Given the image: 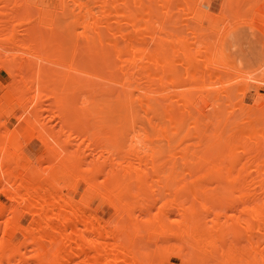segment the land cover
<instances>
[{"label":"bare ground","instance_id":"bare-ground-1","mask_svg":"<svg viewBox=\"0 0 264 264\" xmlns=\"http://www.w3.org/2000/svg\"><path fill=\"white\" fill-rule=\"evenodd\" d=\"M234 1L232 5L238 6L243 2ZM262 1L251 5V9L264 11ZM224 2L228 7L227 0ZM48 3L38 6L37 0H0V45L2 42L13 45L7 51L3 49L6 52L0 57V68L13 76L11 82L17 72L22 75L28 69L23 63L6 65L15 64V60L34 58L62 64L58 60L66 55L76 73L80 64L91 70L100 67L96 74L99 85L97 81L92 83L94 87L90 86L88 91L100 92L97 96L101 100H92V106L88 102L87 114L88 121H103L104 125L100 123L103 131L100 130V137L92 131L93 136L85 138V145L84 137L77 143L73 141L74 147L70 145L69 149L72 142L67 135L59 134L64 136L61 139L57 134L61 140L56 138L53 143L48 139L53 130L50 124L49 128L47 123V128L42 124V130L35 125L32 129L33 122H45L44 114L49 109L44 106L47 100L41 101L42 93L38 91L35 95L37 88L42 92L47 89L44 97L52 98L58 107L59 112L54 109L57 114L54 111L46 120L73 111L68 121L83 122L81 113L75 112L79 103L72 100L68 104L64 94L69 87L65 85L69 80L65 79H70L66 75L62 78L65 84L57 80L65 85L64 91L63 86L59 88L54 83L56 80L46 83L41 77L32 80L37 83L36 89L33 82L30 85L31 80L27 83L29 80L22 76H18L19 80L15 78V86L13 82L5 83L12 95H18L14 98L20 106L25 102L24 93L29 91L32 100L26 102L32 103L36 97L40 106L45 107L38 106L46 111L41 120L40 109L37 107L36 111L34 103L31 116L26 114L23 118L25 107H20L24 111L18 120L33 121L30 131L27 130L29 136L39 129L44 150L37 156L48 165L46 168L39 163L34 165L28 157L21 165L23 154L17 150L15 138L18 133L10 136L5 131L0 135V192L9 201V204L0 201V264H171V255L180 259L179 264H264V254L260 252L264 249V103L259 100L262 96L257 88L251 102H245L247 88L236 85L238 88L233 89L229 72L225 73L229 80H224L223 72L229 64L221 44L215 49L214 41L211 47L207 38L212 28L193 19L196 6L203 7L204 16L211 21L215 16L225 19L228 16L221 9L213 12L208 0H49ZM224 5L220 8L225 9ZM237 5L235 10L231 6L226 8L237 15L241 6ZM181 11L187 13L191 23L190 28H184L186 31L181 30L183 33L175 30L176 23H180L176 13ZM235 15L233 22L238 19ZM227 21L233 25L230 18ZM245 22L264 30V22L253 19ZM19 33L31 38V42H16ZM66 47L69 54H65ZM10 50L24 54H13ZM83 74L89 78L87 73ZM51 76L47 75V80ZM71 77L74 78L72 74ZM71 84L72 93L80 82ZM232 89L241 93L234 103ZM30 90L34 92L32 96ZM236 93L232 92L233 99L239 97ZM78 107L82 108L81 104ZM111 121H124L126 124L122 126L126 127L118 129L121 122L116 126ZM55 130V134L63 132ZM94 143L97 152L89 146ZM53 167L73 178L70 187L49 174ZM27 170L30 172L26 173ZM38 175L47 178L48 183L36 179ZM153 179L160 180L157 188L163 182L161 188L166 189L154 190ZM162 179L165 180L161 182ZM79 182L86 186L74 200L64 189L76 190ZM96 193L113 210L107 221L89 206ZM26 215L29 220L23 224Z\"/></svg>","mask_w":264,"mask_h":264},{"label":"rangeland","instance_id":"rangeland-1","mask_svg":"<svg viewBox=\"0 0 264 264\" xmlns=\"http://www.w3.org/2000/svg\"><path fill=\"white\" fill-rule=\"evenodd\" d=\"M208 1H210V4H211V10L214 12L215 11V13H218L219 11L218 10H220L221 9V12H223L226 16H228L227 17V19H225V17H221V16H215V18L214 19H212V21L211 20H209V19H206L207 17H205L204 16V14H206V10L203 8V7H201V6H196L195 7V9H194V16H193V19L194 20H200V22H202V25L204 26V27H210V28H212V29H210L211 31H210V38L212 37L213 39H212V41L210 40V38H209V36H208V38H207V41H209V44H211V47H212V45H213V43H215L214 41H216L217 43H215L214 45L216 46V48L215 49H218L219 47H220V44H221V48H222V50H223V52H224V54H225V58L227 59V62H228V64H229V66L228 67H226V70L227 71H224L223 72V77H225V79L224 80H227L228 79V77H230L231 79V81H229V82H232V83H230L231 85H232V88L233 89H237L238 87L237 86H239V88L242 86H245L247 89H245V91L244 92H246L247 90H248V92H246V94L243 96V98H244V101L245 102H248V103H250L251 101H250V99H251V97H253V93H255V91H256V89L258 88L259 90H258V94H260L261 93V96H262V98H264V30H262L260 27H258L257 25H255L254 23H250V22H245V21H248V20H250V19H253V20H256V21H258V22H264V11H260V10H256V9H251V7L253 6V4L254 3H258V0L256 1V0H243V2H241L242 4H240L239 3V6H240V8H239V10H238V13H237V15H235L234 14V12H232V10L230 11V10H227V8H229L230 9V6L232 5V1H234V0H232V1H230V3H228L229 1L227 0V5L229 4V6L227 7V6H225L224 4H223V2L225 1L226 2V0H208ZM222 1V2H221ZM260 1V0H259ZM262 1V0H261ZM49 2V0H37V4H38V6H48V3ZM224 2V3H225ZM234 2H239V0H237V1H234ZM233 2V3H234ZM248 4H247V3ZM222 3V4H221ZM246 3V4H245ZM251 3V4H250ZM262 3H264V1H262ZM236 4V3H235ZM243 4H245V5H243ZM222 5H224L223 7H225V9L223 10L222 8H220ZM237 5V4H236ZM236 5H232L231 7H233L234 9L233 10H235L236 9ZM247 5H250V6H247ZM252 5V6H251ZM238 5H237V7H239ZM227 7V8H226ZM250 7V8H249ZM180 13L182 14V16L180 15ZM186 13V12H185ZM184 12L182 13V11L181 12H178V13H176V15L177 16H180V18H178V19H180V23H176V24H178V25H175V27L176 26H178V29H176L175 27V30H178V32H180L182 29L184 30V31H186L185 29H188V28H190L191 27V23H190V19H189V17L185 14ZM234 15L235 16H237L238 17V19L235 21V22H233L235 19H234ZM187 16V17H186ZM181 17H186V18H184V20H183V18H182V20H181ZM175 18H177V17H175ZM230 18V21H231V19L233 18V20L231 21V22H233V25H232V23L230 24V22L229 21H227L228 19ZM187 20H189L188 22H186ZM184 23V24H182V22ZM186 22V23H185ZM188 23V24H187ZM180 24V25H179ZM184 25V27L182 26V25ZM228 25V27H226L227 25ZM189 25V26H188ZM232 25V26H231ZM170 26L172 27V25L171 24H169V28H170ZM223 26H225V27H223ZM180 27H181V29H180ZM183 27V28H182ZM186 27V28H185ZM174 28L172 29V30H174ZM185 28V29H184ZM180 29V30H179ZM222 29V30H221ZM231 29V30H230ZM170 30H171V28H170ZM182 30V31H183ZM223 31V35H222V32L221 31ZM42 31H45L44 33H47L48 32V30H46V29H42ZM181 31V32H182ZM220 31V33L218 34V32ZM230 31V32H229ZM212 32V33H211ZM214 32V33H213ZM183 33V32H182ZM217 33V34H216ZM213 34H214V36H218V38L217 37H214L213 36ZM216 34V35H215ZM221 38V39H220ZM237 40H242V41H244L245 42V45H246V48H242L243 50H245V51H242L241 52V54H245V55H248V56H250V55H254V57L256 58L255 59V61H254V63H252V64H254V65H251V67H241L242 65H240V63H232L231 61H230V57L229 56H227V54H226V52H227V50L229 49V47L230 46H232V44L233 43H235V41H236V39ZM215 39V40H214ZM235 40V41H232V40ZM15 40H17L16 42H22V43H26V44H29V42H31V38H27L26 36H24V34L23 33H19L18 35H17V37H16V39ZM49 41H52V40H49ZM62 41H65V40H62ZM62 41H60V42H62ZM67 44L66 45H70V42L67 40ZM220 42V43H219ZM59 42H57V44H58ZM5 43H1V45H0V57H2V56H4V52H6L7 50H9L10 49V47L12 48V46L10 45V44H6V45H9V46H7L6 47V45H4ZM217 44V45H216ZM213 45V46H214ZM5 46V47H4ZM53 46H57L56 44H53ZM7 48V49H6ZM3 49H5V50H3ZM33 49H34V47H33ZM69 49H68V47H66V49H65V54H69L68 52H66V51H68ZM10 51H12L11 53H13V54H24L23 52H21V51H19V50H10ZM28 56V55H27ZM240 56V55H239ZM65 58L64 59H62V60H58V61H61V63L62 64H60V62H57V61H54L53 60V62H54V65L52 64L53 62H51V64H50V62H48V61H52V60H44V59H27V60H21V62H20V60L19 61H16L15 60V64H12V63H8V64H6V65H8V66H14V65H19L20 63H23V67H25L24 65H26V67L28 68L27 70H25V72L23 71V73L21 72V74L22 75H18L15 71H14V73H16V75H15V78H17L18 80L19 79H21L20 77L18 78V76H22L23 77V79H28L29 80V82L27 81V83H30V80H31V83H30V85L32 84V80H34V81H36V80H40V77H41V81H44V82H46V83H49V82H54V80H56L54 83L55 84H59L58 85V87L60 88H62V84H65V81L62 79L63 78V76H64V79H65V75H66V77H69L70 79H68V78H66L65 80H66V82H67V80H69V82H67L65 85H67V86H69L68 88H67V86H66V88L67 89H65V85L63 86V91H64V89H65V91H64V94L66 93V99L68 98V104H70L71 103V101L72 100H74V102H76L77 104L79 103V104H81V106H82V108H80V107H78V105H76L75 103V105H76V109H75V112H77V114L79 113H81V116H82V118H83V122L81 121H78V122H76V123H73L74 121H68L71 117H72V114L74 113L73 111V113L71 114L69 111L68 112H66L62 117H60V118H58L57 116H53L51 119H50V121L49 120H46L55 110L57 111V112H59L58 111V107L54 104V100L52 99V98H49V97H44V95H45V93H47V89L46 90H43V92L41 91V89L39 88H37V90L36 91H34L35 92V95H36V93H38V91H39V93L41 94L42 93V97L44 98H41V101H43L44 103L46 102V100H47V102H46V105H44L45 107H48L49 109L47 110V113H48V111L50 112V113H45L44 114V112H46V111H44L45 109H43V110H41L38 106H40V104L41 103H39V102H41L40 100H39V102L36 100V97H35V99L32 101V103H30V101H29V104H28V102H26L27 101V99H29V100H32V98H30V95H29V91H26L25 93H24V96L25 97H23L24 98V101L28 104V108H27V106H26V103L25 102H23L22 104H23V106H20V104L16 101V99L14 98L15 96H18V95H12L10 92H9V88L7 87L8 85H6L5 83H8L9 85H10V83L11 82H13L12 83V85L13 86H15L16 84H14V83H17L16 81V79H15V81H14V79H12V81L10 82V78H12L11 77V75H8L7 73H6V71L4 70V68H0V114L2 115H0V135L2 136V133L4 134V133H6L5 131H7V134H9L10 136H15L16 135V133H18L17 135L19 136V137H21V138H18V136H15V138H16V144H17V146H19V147H17L16 145H14L13 146V148L16 146V148H17V150H19V151H21V154H23V156L21 157V159L19 160V163L21 162V160H22V162H21V165L23 164V162H25L26 163V159H27V157H28V159H30L31 161H32V163L34 164V165H37L38 163L39 164H41V166H42V168H46L47 167V165H48V163L47 162H45V160L44 159H42L43 157L42 156H40L41 157V159H42V162H41V160H39V154H42L43 153V151L40 153V151L43 149L44 150V144L42 143V141L39 139V137H38V133L37 132H39L38 130L40 129V130H42L41 128H42V124L44 125V127H46L47 126V124H48V128H49V124H50V130H52V128H53V130H55V132L58 130V131H63L62 133H59L58 131V133H54V131L52 130V132H51V136H49V138L48 139H50V141L53 143V140L54 139H59V137H61V136H63V135H67L69 138H70V141L72 142V143H70V144H68L69 145V149H71V148H73L74 147V145H72L73 144V141H74V143L76 142L77 143V141L78 140H82L83 139V137H84V139L85 138H88V137H90V135H91V137L93 136V134L96 132L97 133V135L99 134V133H102V131H103V121H100V123L102 122V124H100L98 121H88L89 119V116H88V112H89V108H90V105L92 106V100H97L96 102H98L99 101V99L101 100V96H97V94H99L98 93V91H95L94 93H92V94H90L89 92L90 91H88L89 90V88H90V86H92V85H94L95 84V82L98 84V82H100V80H99V77L97 78V75L96 74H98L99 72V70L101 69L100 67H99V69H96V67L95 68H93V70H91V69H88L87 67H85L84 65H82V64H80L81 66H79V69L80 70H78V72L76 73V71H74V70H72V68H71V66H70V62H71V60L70 59H68V57L66 58V55L64 56ZM230 58V59H229ZM68 59V60H67ZM36 60V61H35ZM64 60V61H63ZM65 60H67V62L65 61ZM232 60V59H231ZM22 61H24V62H22ZM32 61H34L33 63H36L37 65L35 66V64H33V63H31ZM43 61V62H42ZM45 61V62H44ZM70 61V62H69ZM26 62H30V63H27L26 64ZM48 62V63H47ZM66 64H65V63ZM78 62V61H77ZM25 63V64H24ZM46 63V64H45ZM56 63H57V66H58V69H56L57 67H56ZM58 63L60 64V65H58ZM251 63H249V64H251ZM29 64H31L30 65V67L31 68H29ZM34 65V67H33V65ZM45 64V65H44ZM63 64L64 65H67V67L66 66H63ZM40 65H42V66H40ZM44 66H46L47 68H45ZM49 66V67H48ZM52 66H54V67H52ZM60 66V67H59ZM69 66V67H68ZM25 67V68H26ZM35 67H36V70H35ZM64 67V68H63ZM84 67V68H83ZM234 67H235V69H234ZM38 68H40V69H42V70H40V69H38ZM49 68H53V70H49ZM65 68H67V69H65ZM84 69V71H82L83 69ZM98 68V67H97ZM233 68V69H232ZM56 69V70H55ZM65 69V70H64ZM87 69V70H86ZM43 70H45V71H48V72H46L45 73V71H44V73L46 74V76H45V74L43 73ZM59 72H58V71ZM69 71V72H71V73H69L68 72V74L70 75H68V74H66L67 73V71ZM86 70V71H85ZM230 70V71H229ZM231 70H233V72L231 71ZM32 71V72H31ZM54 71H55V75H54ZM64 73H63V72ZM80 71L82 72V73H80ZM88 71H89V73H88ZM50 72V73H49ZM53 72V74H51ZM93 72H96V73H93ZM226 72H229L228 73V77H227V74L225 75V73ZM230 72H231V74H230ZM37 74V75H35V74ZM40 73H42L41 75H40ZM60 74V73H62L61 74V77H59V75H56V74ZM78 73H79V75H78ZM83 73H87L88 75H89V78H88V76H86V74L84 75ZM19 74H20V72H19ZM34 74V77L35 78H32L31 77V75H33ZM44 74V75H43ZM52 76H51V75ZM71 74H72V76H74V78L73 77H71ZM75 74H77L76 76H75ZM82 74V75H81ZM93 74H95L96 75V78L95 77H93V76H95V75H93ZM239 74V75H238ZM27 75V76H26ZM43 75V76H42ZM47 75H48V77H50L51 76V78H48V80H47ZM90 75H92L91 77H90ZM101 75V71H100V74H99V76ZM239 77H238V76ZM242 75V76H241ZM24 76H26V77H24ZM28 76H30V79L29 78H27ZM39 76V77H38ZM84 77L83 79L81 78L80 79V77ZM87 78H86V77ZM43 77H45L46 79V81L44 80V78ZM58 77V78H57ZM76 77V78H75ZM93 77V78H92ZM39 78V79H38ZM73 78V81L75 82V81H79L80 82V85L78 86V88H82L81 90L83 91H80V90H78V88L76 89V90H78L77 92H76V90H75V92L74 91H72V93L70 92L71 91V87H72V84L70 85V83L72 82V83H74L71 79ZM78 78V79H77ZM91 78V79H90ZM95 78V79H94ZM234 78H236V79H234ZM52 80V81H51ZM57 80H60V81H62V84L61 83H59L60 81H57ZM71 80V81H70ZM84 80V81H83ZM99 80V81H98ZM229 80V79H228ZM236 80V81H235ZM10 83H9V82ZM48 81V82H47ZM87 81V82H86ZM89 81V82H88ZM19 82V81H18ZM58 82V83H57ZM83 82H85L84 84H83ZM34 83V87H35V89H36V84L37 83H35V82H33ZM92 83H94V84H92ZM6 86H5V85ZM21 83L19 82L18 83V85H20ZM23 84V83H22ZM60 84H61V86H60ZM82 84H83V86H82ZM92 84V85H91ZM234 84V85H233ZM56 85V86H57ZM85 85V86H84ZM99 85V84H98ZM237 85V86H236ZM235 86V87H234ZM10 88H11V86H9ZM22 87V86H21ZM92 87H94V86H92ZM86 88H88V89H86ZM11 89H13V88H11ZM10 89V90H11ZM84 89V90H83ZM86 89V90H85ZM233 89H232V92L233 93H236V91L234 92L233 91ZM31 91L32 90H30V94H31V96H32V93L34 94V92H32L31 93ZM69 91V92H68ZM84 91H85V93H84ZM27 92H28V94H27ZM97 92V93H96ZM232 92H231V95H233V97H232V99H231V102H236L235 100H237L238 98H240V94H238V93H236L235 95L236 96H238L239 95V97H235L236 99H233L234 98V94H232ZM78 93V94H77ZM79 93H80V96H79ZM82 93V94H81ZM27 94V95H26ZM67 94H69V95H67ZM74 94V95H73ZM77 94V95H76ZM85 94V95H84ZM244 94V93H243ZM29 95V96H28ZM75 95H76V97H75ZM100 95V94H99ZM29 98H28V97ZM46 96V95H45ZM68 96V97H67ZM78 96H79V102H78ZM70 97V98H69ZM72 97H73V99H72ZM47 98V99H46ZM261 97L259 98V100H260V102L261 103H264V99H262ZM43 99V100H42ZM51 99H52V103H50V101H51ZM71 99V100H70ZM76 99V100H75ZM45 100V101H44ZM69 100H70V102H69ZM90 100V101H89ZM234 100V101H233ZM39 104H38V103ZM43 102H42V104H43ZM88 102H89V104H88ZM34 103V106L36 107V109L33 107V104ZM37 103V104H36ZM50 103V105H48ZM73 103V102H72ZM36 104V105H35ZM53 104V105H52ZM86 104V106L83 108V105H85ZM31 105H32V107H31ZM89 105V106H88ZM43 105H41L40 107H42ZM43 106V107H44ZM50 106V107H49ZM53 106V108H51ZM20 107H23V109H24V107H25V111L22 109V108H20ZM29 107H31V109H29ZM40 109V111H39V109ZM44 107V108H45ZM56 107V108H55ZM88 107V108H87ZM36 110V111H39V113H40V120L41 119H44V117H45V122H43L42 123V121H35V122H33V121H30L29 123L26 121H22V119L21 120H18L19 119V116H21V114H22V112H23V114H22V117L24 118L25 116H26V114L27 115H29V116H31V114H32V111H35L34 109ZM20 109V110H19ZM31 110V112H29V110ZM38 109V110H37ZM53 109V110H52ZM55 109V110H54ZM79 109H83L82 111H85V112H81ZM86 109H87V111H86ZM78 110H79V112H78ZM54 112V113H56L57 114V112ZM86 113V114H85ZM25 114V115H24ZM42 114H44V117H42L43 115ZM47 114V115H46ZM85 114V115H84ZM24 115V116H23ZM84 115V116H83ZM87 116V117H86ZM18 117V118H17ZM65 117V118H64ZM64 118V119H63ZM69 118V119H68ZM58 119H60V120H58ZM66 120V121H65ZM3 122V123H2ZM33 122V123H32ZM64 122V123H63ZM111 122H113V124H115L116 126H117V124L118 123H120V126H119V124H118V129L119 128H123V124L125 123L126 124V122H124V121H111ZM138 123L139 122H142V121H137ZM27 124V127L25 126L26 124ZM31 123H32V127L35 125V128H39V129H37V131L36 130H34V131H36V132H34V134L32 133V136H29L31 133H28V131H30L29 130V126L31 127ZM39 123H41V125L39 124ZM47 123V124H46ZM90 123H92V124H90ZM98 123H99V127H98ZM38 124V125H37ZM67 124V125H66ZM69 124V125H68ZM73 124V125H72ZM83 124H84V126H83ZM112 124V125H113ZM21 125H24V127L26 128H23L22 129V127H20ZM37 125V126H36ZM62 125H63V127H62ZM87 125V126H86ZM15 127H16V131L15 130H13V129H15ZM19 127L21 128V130L20 131H22L21 133H20V131H19ZM46 127V128H47ZM62 127V128H61ZM80 127V128H79ZM126 127V125H124V128ZM45 128V129H46ZM59 128H61V129H59ZM89 128V131H87L86 129H88ZM123 128V129H124ZM4 129H6V130H4ZM24 129H25V131H24ZM32 129H34V127L32 128ZM94 129V130H93ZM96 129H97V131H96ZM99 129V130H98ZM102 129V131L100 132V130ZM28 130V131H27ZM76 130V131H75ZM86 130V131H85ZM32 131V130H31ZM66 131V132H65ZM71 131H73V132H71ZM92 131H93V134H92ZM99 131V132H98ZM71 132V133H70ZM45 133V132H44ZM52 133L53 134H55V136H53L52 135ZM65 133V134H64ZM86 133H87V135H86ZM96 133L94 134V135H96ZM7 134H5V135H7ZM36 134V135H35ZM46 134V133H45ZM57 134H58V136H59V134H63V135H61V136H59V137H56L57 136ZM70 134V135H69ZM78 134V135H77ZM83 134V135H82ZM8 135V136H9ZM76 135H77V137H79V138H77L76 139ZM96 135V136H97ZM100 135L101 134H99V137H100ZM23 136V137H22ZM37 136V137H36ZM71 136V137H70ZM82 136V137H81ZM52 137H55V138H52ZM64 137V136H63ZM73 137H74V139H73ZM90 137V138H91ZM24 139H26V141L24 140ZM61 139H62V137H61ZM61 139H59V140H61ZM64 139V138H63ZM22 140H23V142H22ZM25 141V142H24ZM21 142L23 143L22 144V146H20V144H21ZM87 141H86V139H85V142H84V145L85 144H87L86 143ZM20 143V144H19ZM79 143V142H78ZM70 145H72L71 146V148H70ZM90 147L92 146L93 147V149L94 150H96L95 149V143H94V145H89ZM16 148H14V150L16 149ZM18 148H21V150L20 149H18ZM10 149H12V147L10 148ZM24 151V152H23ZM23 152V153H22ZM96 152H97V150H96ZM39 153V154H38ZM37 154H38V156H37ZM27 155V156H26ZM25 156V157H24ZM37 156V157H36ZM24 157V158H23ZM23 158V159H22ZM38 158V159H37ZM88 158H90V157H88ZM25 159V160H24ZM37 159V160H36ZM40 162H39V161ZM38 161V162H37ZM44 161V162H43ZM36 162V163H35ZM47 163V164H46ZM38 164V165H39ZM46 166V167H45ZM32 167V166H31ZM31 167L29 168V170L31 169ZM29 170H27V172L26 173H29L30 171ZM49 174L53 177V178H55L57 181H61V182H63V183H65L67 186H71L72 185V183H73V178L67 173V172H65L64 170H62V169H60V170H57L56 169V167H53V168H51L50 170H49ZM42 178V179H41ZM36 179H41L42 180V182L43 183H45V184H47L48 183V180H47V178H45V177H42V175H38L37 176V178ZM98 179H100L101 180V177H99ZM165 180V179H164ZM163 179L161 180V182L162 181H164ZM155 181V182H154ZM152 182V180H150V183ZM153 182L154 183H156V184H153ZM153 182L151 183V185L153 184V185H155V189L154 190H158V189H161L162 190V188H163V186H162V184H164L163 182H162V184H160L161 185V187L160 188H157L159 185H157V183L159 184V182H160V180L158 181V182H156V179L154 180L153 179ZM178 183V182H177ZM176 183V184H177ZM85 183H82V182H79V184H78V187H77V189L76 190H73V189H70V188H66L67 189V191L64 189V193H66L68 196L70 195V196H72L73 198H74V200L76 199H78L79 198V194L82 192V190L84 189L83 187H85L86 185H84ZM175 184V185H176ZM149 185V184H148ZM151 185H149L148 187H150ZM156 185H157V187H156ZM214 184H209V186H213ZM165 186V185H164ZM147 188V187H146ZM145 188V190H147ZM154 188V187H153ZM157 188V189H156ZM53 189H56V188H54L53 187ZM166 189V186L164 187V190ZM149 190V189H148ZM150 190H152V186H151V189ZM161 190H160V192L159 193H161ZM164 190H162V191H164ZM156 193L158 192V191H155ZM0 201H2V202H4V203H6V204H9L8 202L9 201H7L6 199H5V197H4V195L3 194H1V192H0ZM157 203V202H156ZM156 205V204H155ZM89 206L92 208V209H96V210H98V213H99V215H101L102 216V218L104 219L105 218V221H107L106 219H110L111 218V215L110 214H112L111 212L113 211L112 210V208L110 207V205H109V203L108 202H106L105 201V199L104 198H102V197H100V195L99 194H94L93 196H92V198H91V200L89 201ZM157 206H158V203H157ZM152 209H156V208H152ZM151 212H152V210H151ZM110 215V217H107V216H109ZM25 220H23V224H26L27 223V221L29 220V216L28 215H26L25 217ZM103 223L105 222V221H103V220H101ZM100 221V223L101 224H103L102 222ZM243 243H241L240 244V246L242 245ZM262 254H264V249H262L261 251H260ZM259 252H257L256 253V255L258 254ZM169 263H171V264H179L180 263V259L177 257V256H174V255H171L170 257H169Z\"/></svg>","mask_w":264,"mask_h":264},{"label":"crops","instance_id":"crops-1","mask_svg":"<svg viewBox=\"0 0 264 264\" xmlns=\"http://www.w3.org/2000/svg\"><path fill=\"white\" fill-rule=\"evenodd\" d=\"M232 41H235V40L233 39ZM242 48H246L245 42L240 40V39L239 40L236 39L235 43H233L232 46L229 47L226 54H227V56H229L232 59L231 60L229 58L232 63L233 62L235 63L237 61L236 63H240V65H242L241 67H251V65H254L252 63H254L256 58L254 57V55L248 56L245 54H241L242 51H245ZM249 63H251V64H249Z\"/></svg>","mask_w":264,"mask_h":264}]
</instances>
